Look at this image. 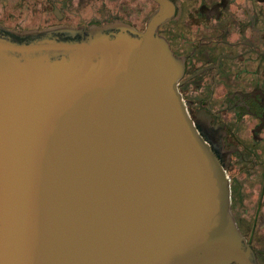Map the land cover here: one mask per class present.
<instances>
[{"label": "water", "instance_id": "obj_1", "mask_svg": "<svg viewBox=\"0 0 264 264\" xmlns=\"http://www.w3.org/2000/svg\"><path fill=\"white\" fill-rule=\"evenodd\" d=\"M156 1L142 30L0 24V264H259Z\"/></svg>", "mask_w": 264, "mask_h": 264}, {"label": "flooded vegetation", "instance_id": "obj_2", "mask_svg": "<svg viewBox=\"0 0 264 264\" xmlns=\"http://www.w3.org/2000/svg\"><path fill=\"white\" fill-rule=\"evenodd\" d=\"M94 1V0H92ZM0 0V24L26 30L124 21L144 29L156 0ZM158 25L185 60L178 88L190 116L217 133L229 154L231 208L264 264V0H170ZM231 264H237L232 262Z\"/></svg>", "mask_w": 264, "mask_h": 264}, {"label": "rangeland", "instance_id": "obj_3", "mask_svg": "<svg viewBox=\"0 0 264 264\" xmlns=\"http://www.w3.org/2000/svg\"><path fill=\"white\" fill-rule=\"evenodd\" d=\"M115 1H118V0H115ZM94 2H95V0L94 1H92V0H90V2L89 3H87L85 6H83V7H73V10H74V12L76 11V12H78V13H82V11L84 12V11H91V14L92 15H90V14H87V13H82V15H83V17H88L86 20H88L90 17H92V16H95L96 14L94 13V10L96 9H98V7H97V5H95L94 4Z\"/></svg>", "mask_w": 264, "mask_h": 264}]
</instances>
